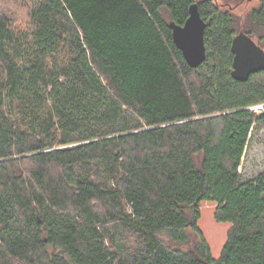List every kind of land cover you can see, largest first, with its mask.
Listing matches in <instances>:
<instances>
[{"label":"trees","instance_id":"16d2710c","mask_svg":"<svg viewBox=\"0 0 264 264\" xmlns=\"http://www.w3.org/2000/svg\"><path fill=\"white\" fill-rule=\"evenodd\" d=\"M8 2L25 16L0 11V264H264V169L244 171L264 71L232 79L233 14L214 0ZM193 3L197 68L169 28ZM243 32L264 47V0ZM203 202L230 223L217 259Z\"/></svg>","mask_w":264,"mask_h":264},{"label":"water","instance_id":"95a60500","mask_svg":"<svg viewBox=\"0 0 264 264\" xmlns=\"http://www.w3.org/2000/svg\"><path fill=\"white\" fill-rule=\"evenodd\" d=\"M205 26L196 3L190 5L183 25L169 23L173 43L192 68H197L205 60ZM230 49L233 55L230 75L233 80L245 82L250 75L264 71V49L245 32L240 31L233 37Z\"/></svg>","mask_w":264,"mask_h":264},{"label":"rangeland","instance_id":"374dc122","mask_svg":"<svg viewBox=\"0 0 264 264\" xmlns=\"http://www.w3.org/2000/svg\"><path fill=\"white\" fill-rule=\"evenodd\" d=\"M223 9L229 10L238 21V30L245 31L247 26V15L249 11L257 6V0H214ZM9 12L15 21L19 22L25 16V7L20 3H10L8 0H0V11ZM254 41L257 36H253ZM262 45V43H261ZM264 49V47H263ZM264 169V128L255 133L248 156L244 162L246 174L256 173ZM215 206L209 202L201 205V216L198 226L206 239L213 258L217 259L223 244L226 240L227 230L230 227L228 222H217L214 218ZM195 239V237H194Z\"/></svg>","mask_w":264,"mask_h":264},{"label":"built area","instance_id":"2783aa9c","mask_svg":"<svg viewBox=\"0 0 264 264\" xmlns=\"http://www.w3.org/2000/svg\"><path fill=\"white\" fill-rule=\"evenodd\" d=\"M260 108H261V106H256V107H254L253 109L258 110V109H260Z\"/></svg>","mask_w":264,"mask_h":264}]
</instances>
